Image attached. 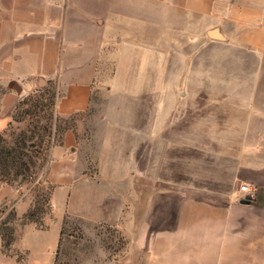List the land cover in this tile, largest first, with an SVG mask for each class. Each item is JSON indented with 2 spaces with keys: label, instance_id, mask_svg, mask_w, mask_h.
<instances>
[{
  "label": "crops",
  "instance_id": "obj_1",
  "mask_svg": "<svg viewBox=\"0 0 264 264\" xmlns=\"http://www.w3.org/2000/svg\"><path fill=\"white\" fill-rule=\"evenodd\" d=\"M125 23L129 39L140 30L146 37L155 28L160 38L181 31L218 46L220 53L239 59L243 82L235 85L243 86V95H116L123 96L116 100L122 104L106 106L96 131L95 180L82 161L89 141L86 121L107 30L120 31ZM120 38L118 47L134 46ZM0 78L5 87L1 115L13 111L32 89L57 93L55 114L65 126L50 152L49 178L63 183L53 193L57 229L67 214L117 226L133 183L157 181L175 189L161 195L169 200L158 208V226H153L154 207L145 212L138 237L144 244L167 247L151 262L264 264V0H0ZM186 100L197 104L184 106ZM204 102L216 104H198ZM140 108L142 124L137 125ZM115 109L128 113L127 124L109 120ZM185 134L240 137L232 146L228 138L185 142ZM247 134L262 136L252 142L243 139ZM63 165L75 169L58 170ZM244 185L256 189L254 198L241 191ZM9 198L11 193L0 189V205ZM57 245L52 235L35 247L38 253L54 252ZM19 246L31 247L23 238Z\"/></svg>",
  "mask_w": 264,
  "mask_h": 264
},
{
  "label": "rangeland",
  "instance_id": "obj_2",
  "mask_svg": "<svg viewBox=\"0 0 264 264\" xmlns=\"http://www.w3.org/2000/svg\"><path fill=\"white\" fill-rule=\"evenodd\" d=\"M107 24L111 27L113 23ZM159 33L158 29L153 28L146 32L149 35L143 37L144 31L140 30L136 32V37L129 39L126 23L120 31L107 30L108 38L98 62L84 133L89 141L81 150L84 167L92 179L97 180L95 174L99 165L96 131L102 125L106 106L122 104L116 100H121L123 96L116 95H142L145 92L243 95V86L235 85L243 82V68L239 59L220 53L221 48L206 44L201 38L183 36L181 31H169L167 39L160 38ZM117 35L125 42L130 40L134 46L126 44L118 47ZM161 78L184 84L163 86L160 85ZM4 94L5 87L0 78V102ZM56 100L55 91L32 89L13 111L6 116L0 114V120H5L4 124H0V189L11 193L9 201L0 205V234L3 238L0 264H166L151 262L150 258L159 259L167 247L159 243L144 244L138 235L150 206L154 207L155 212L153 226H158V208L169 200L161 195L167 191L169 194L175 189L174 186L157 181L133 183L125 197V214L117 226L93 224L79 216L67 214L57 229L53 193L63 183L53 182L49 178L52 169L50 152L61 142L65 126L57 120ZM139 104L142 105V102ZM192 104L197 103L183 102L184 106ZM198 104L207 107L216 103ZM205 112L207 110L202 113L208 115ZM140 114L142 108L135 113L137 125L142 124ZM108 115L109 120L117 126L127 124V112L115 109ZM261 136L247 134L243 135V139L255 142ZM239 137L238 134H185L184 141L213 143L215 140L216 143H224L228 138L232 139L231 145L234 146L238 144ZM234 139H237L236 142ZM217 145L222 148L228 144ZM77 166L80 167L79 162ZM69 168L75 169V166L63 165L58 170ZM27 226H31L32 231L25 232ZM52 235L58 240L55 251L38 253L35 247L38 240ZM21 238L31 247L20 248Z\"/></svg>",
  "mask_w": 264,
  "mask_h": 264
},
{
  "label": "built area",
  "instance_id": "obj_3",
  "mask_svg": "<svg viewBox=\"0 0 264 264\" xmlns=\"http://www.w3.org/2000/svg\"><path fill=\"white\" fill-rule=\"evenodd\" d=\"M241 191L246 193L250 198H254L256 195V189L248 185L241 186Z\"/></svg>",
  "mask_w": 264,
  "mask_h": 264
}]
</instances>
